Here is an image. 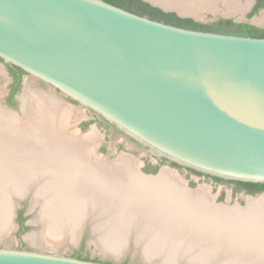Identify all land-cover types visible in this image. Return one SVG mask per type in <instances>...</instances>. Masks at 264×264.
Segmentation results:
<instances>
[{
	"label": "water",
	"instance_id": "95a60500",
	"mask_svg": "<svg viewBox=\"0 0 264 264\" xmlns=\"http://www.w3.org/2000/svg\"><path fill=\"white\" fill-rule=\"evenodd\" d=\"M0 58L159 158L264 183V37L185 28L103 0H0ZM50 250L0 247V264H114Z\"/></svg>",
	"mask_w": 264,
	"mask_h": 264
},
{
	"label": "bare ground",
	"instance_id": "6f19581e",
	"mask_svg": "<svg viewBox=\"0 0 264 264\" xmlns=\"http://www.w3.org/2000/svg\"><path fill=\"white\" fill-rule=\"evenodd\" d=\"M158 1L186 11L183 4L190 0ZM224 1L227 12L239 7ZM37 96L36 114L26 123L0 110V236L12 228V194L31 189L43 204L37 216L43 234L29 236L37 245L51 239L59 244L67 234L74 239L91 220L104 253L122 251L125 233L134 226L137 237L150 233L140 249L148 260L156 258L161 264H264V196L248 199L243 210L216 206L205 188L187 191L168 170L142 178L131 160L107 166L106 161L91 160L94 135L77 137L66 131L67 108L59 110L55 99Z\"/></svg>",
	"mask_w": 264,
	"mask_h": 264
},
{
	"label": "rangeland",
	"instance_id": "374dc122",
	"mask_svg": "<svg viewBox=\"0 0 264 264\" xmlns=\"http://www.w3.org/2000/svg\"><path fill=\"white\" fill-rule=\"evenodd\" d=\"M230 1L238 3L239 7L237 10L227 12V5L224 0H217V2H213L211 0H194L193 2L192 0H190L185 7L186 11L183 12L188 17H191L196 21L203 23L213 22L220 17L241 20L243 12L248 11L250 6L254 2V0ZM212 2L215 4H213ZM251 22L258 27H264V10L256 14L251 19ZM11 81L12 79L9 75L6 64L0 61V110L7 111V109L10 108L11 111L7 112L14 116V119L17 123H26V121L28 122L32 119L31 117H33V115L31 116V114H35V109L37 107L36 102H38L36 96L38 94H44L56 100L59 110L67 108L66 111L70 117L66 114L68 118L65 119V124L63 125L65 126V129L67 128L66 131L69 130L68 132H73V134L77 135V137H87L89 135H94L95 141H97L95 143L96 146L94 147L92 152L91 160H101L103 162L106 161L105 163H107V166L108 163L112 164L118 160L120 161L122 158L128 159L131 160L132 163H134L133 166L139 173V175L141 173H144L146 175H156L161 169L168 170L175 174V176L177 175L179 178L177 176L176 177L184 182L186 188L191 189V191H197L199 189L205 188L211 200H214L216 203H221L226 207H244L248 203V199H250V197L242 193H233L231 185L220 183L216 184L202 176H198L193 173L189 174V171L185 167L178 168L170 164H162L156 173L149 172L148 170L152 169V166L157 165V162H159L160 160L159 157L153 155L151 152L144 150V148L139 144L136 145L130 138L124 136L123 133L115 131L112 127L103 126L92 111L83 107L78 102L72 101L71 99L63 95L60 91L56 90L54 87L40 80H37L35 78L31 79L25 75L22 88L16 96V105L10 106L6 102V98L9 93V86L11 84ZM32 92L36 93L33 94ZM32 95H36L34 96L35 99ZM30 96H32V98ZM23 99L25 100V102L23 101ZM32 100L37 101L33 103L34 101L31 102ZM21 119H23V121H21ZM86 122L91 123L83 128V124H85ZM148 162H150L149 166L147 165ZM24 201L28 204L27 214L29 217L28 223L30 224V229L24 234V237L26 236V238H29L30 235L39 232V229H41L42 224L37 222V216L43 208V204L36 201V198H34V190L30 189L27 193L20 195L12 194V197L9 200L11 204L10 226L12 228H10L8 231L6 230V233L4 232L5 234L3 233L0 236V247L14 248L15 245L18 244V240L16 238L18 227L15 225L14 219L15 208L16 206H20L21 202ZM109 212L110 211H108L107 213L104 212L101 216V219H105L106 214H108ZM93 225V221H85L80 227V230L77 232V235L76 237H74V239H71L72 235L70 234H67L64 237L61 236V238L59 239V244H54L53 241H55V239H51L52 241L50 243L43 242L41 245H37V251L50 252V248H54L57 249L56 251L60 255L71 256L73 252L80 249L81 242L84 241V247L80 250L83 254L92 257L91 259H97L99 261L114 264H122L126 261L129 264H161L156 258L155 260H148L145 257V250L142 252V250L140 249L143 244H147V240L148 238H150L148 237L150 236V233L147 232V235L144 233L140 237H137L138 229H136V227L134 226L130 227V229H128L125 233L126 242L123 244L124 249L122 250V253L113 255L110 253H104L98 246L97 234L94 230ZM42 232L43 231H41V234H43ZM31 242L33 243V241ZM50 244H52L53 246ZM175 264L187 263L185 261H181Z\"/></svg>",
	"mask_w": 264,
	"mask_h": 264
},
{
	"label": "trees",
	"instance_id": "16d2710c",
	"mask_svg": "<svg viewBox=\"0 0 264 264\" xmlns=\"http://www.w3.org/2000/svg\"><path fill=\"white\" fill-rule=\"evenodd\" d=\"M109 4L115 5L117 7H121L125 10H129L135 12L139 15H145L152 19L163 21L165 23L190 28V29H199L205 31H216L223 33H231L237 35L251 36V37H264V29L258 28L256 26L244 23V22H235L232 18H224L220 17L217 20L209 23H203L196 21L191 17H182L179 16L174 11H164L160 7L154 6L147 1L144 0H103ZM260 4V9L264 8V0H257ZM257 12V11H256ZM255 12V13H256ZM0 61L4 62L1 58ZM7 68L10 72V75L14 77V83L10 85V95L8 97V104L10 106L16 105L15 95L19 93L21 89V81L23 76L27 73L18 66L6 64ZM98 120L101 122L103 126L109 127L110 124L107 120L101 118L99 115H95ZM91 122H86L83 124V128L89 125ZM112 125V124H111ZM172 166L180 168L176 163L170 162ZM151 173H156L157 168L152 167V169L148 170ZM190 173H195L197 175H204L200 172H197L193 169H189ZM210 176V175H208ZM213 180L226 184H235L237 188L235 192L240 188H245L250 193H260L264 191V183H256V182H242V181H234V180H225L219 177L210 176ZM82 258L80 256H77ZM84 259H89L88 257ZM97 260V259H94ZM122 264H129L127 261Z\"/></svg>",
	"mask_w": 264,
	"mask_h": 264
},
{
	"label": "flooded vegetation",
	"instance_id": "af4514ba",
	"mask_svg": "<svg viewBox=\"0 0 264 264\" xmlns=\"http://www.w3.org/2000/svg\"><path fill=\"white\" fill-rule=\"evenodd\" d=\"M260 4L259 2H257V0H254V2L252 3V5L250 6L249 10L245 12V21H238V20H235L233 19L235 22H244V23H247V24H250V25H253V26H256L254 25L252 22H251V19L258 13H260L262 10H264V8H261L260 9ZM257 11V12H256ZM256 12V13H255ZM258 27V26H256ZM258 28H261V29H264V27H258ZM5 63V62H4ZM7 64V63H5ZM7 66V65H6ZM9 72V70H8ZM9 75H10V72H9ZM12 81H11V84L14 83V77H12L10 75ZM24 77L22 78V81H21V88H22V85H23V80H24ZM10 84V85H11ZM10 92H11V89H10V86H9V93L7 95V98H6V102L8 103V97L10 95ZM18 94V93H17ZM17 94L15 95V100H16V96ZM94 113V112H93ZM95 114V113H94ZM96 115V114H95ZM110 124V123H109ZM109 127H112L115 131H118L120 132L118 129H116L113 125L110 124ZM159 162H157V165L156 166H152V167H156L157 170L161 167L162 164H170V161L166 160V159H163V158H159ZM150 162L147 163V165L149 166ZM146 167V166H145ZM180 168H183V167H180ZM188 171L189 169L186 168ZM189 174H192L189 172ZM195 174V173H193ZM197 175V174H196ZM198 176H202L208 180H210L211 182H214V183H220V184H226V183H221V182H217L215 180H213L212 177L208 176V175H198ZM231 185L232 189H233V193H242V194H246V195H257L259 193H250L249 191H247L245 188H240L238 191L235 192V189L237 188V186L235 184H229ZM264 192V191H263ZM262 193V192H260ZM27 210H28V204L24 201V202H21V205L20 206H16L15 208V216H14V219H15V225L18 227V232L16 234V238L18 240V244L15 245L14 248L16 249H24V250H32V251H37V243L35 244L34 242L32 243L31 240H29V238L26 236L24 237V234L30 229V224L28 223V220H29V217H28V214H27ZM84 247V241L81 242V246H80V249ZM40 249V248H39ZM38 249V250H39ZM77 250L75 252H73L71 254V256H74V257H77V256H80L82 258H86L88 257L89 259H91L92 257H90L89 255H85L82 253L81 250ZM42 250V249H41Z\"/></svg>",
	"mask_w": 264,
	"mask_h": 264
},
{
	"label": "crops",
	"instance_id": "0c3cea01",
	"mask_svg": "<svg viewBox=\"0 0 264 264\" xmlns=\"http://www.w3.org/2000/svg\"><path fill=\"white\" fill-rule=\"evenodd\" d=\"M6 161V160H5ZM6 163H8L7 161H6ZM9 164V163H8ZM11 164V163H10ZM13 165V164H12ZM18 167V166H17ZM15 170H17V172H20V170H18V169H15ZM29 171H31V169H28Z\"/></svg>",
	"mask_w": 264,
	"mask_h": 264
}]
</instances>
